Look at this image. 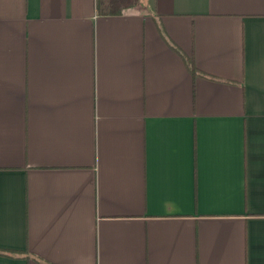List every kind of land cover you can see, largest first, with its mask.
Returning a JSON list of instances; mask_svg holds the SVG:
<instances>
[{"label":"crops","instance_id":"crops-1","mask_svg":"<svg viewBox=\"0 0 264 264\" xmlns=\"http://www.w3.org/2000/svg\"><path fill=\"white\" fill-rule=\"evenodd\" d=\"M0 264H264V0H0Z\"/></svg>","mask_w":264,"mask_h":264},{"label":"trees","instance_id":"trees-1","mask_svg":"<svg viewBox=\"0 0 264 264\" xmlns=\"http://www.w3.org/2000/svg\"><path fill=\"white\" fill-rule=\"evenodd\" d=\"M192 68V67H191Z\"/></svg>","mask_w":264,"mask_h":264}]
</instances>
